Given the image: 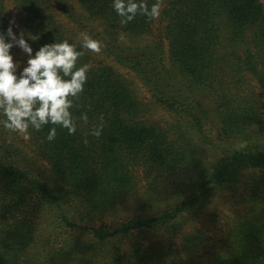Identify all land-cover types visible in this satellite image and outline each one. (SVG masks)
I'll return each instance as SVG.
<instances>
[{"label":"trees","instance_id":"trees-1","mask_svg":"<svg viewBox=\"0 0 264 264\" xmlns=\"http://www.w3.org/2000/svg\"><path fill=\"white\" fill-rule=\"evenodd\" d=\"M10 1L12 10L0 0V28L15 17L38 36L29 41L34 51L87 30L103 43L97 53L132 70L187 130L178 131L181 142L171 138L118 67L84 49L79 63L92 68L74 112L87 111L88 125L78 122L75 134L58 127L51 143L47 125L13 143L0 130V264H264L262 0H161L158 18L137 14L127 24L112 0H76L80 13L72 0ZM152 35L159 42L150 47L122 41ZM18 49L14 59L18 52L26 61ZM202 92L214 110L201 103ZM101 113L102 135L85 144ZM193 134L212 157L200 158ZM233 139L241 141L225 145ZM40 158L51 168L36 167ZM173 175L187 181L174 187ZM145 180L152 192L141 198ZM219 200L233 213L227 235L207 246L201 228L185 234ZM117 209L123 218L109 220Z\"/></svg>","mask_w":264,"mask_h":264},{"label":"clouds","instance_id":"clouds-1","mask_svg":"<svg viewBox=\"0 0 264 264\" xmlns=\"http://www.w3.org/2000/svg\"><path fill=\"white\" fill-rule=\"evenodd\" d=\"M111 6L120 17V23L127 24L137 14L150 20L158 18L162 4L161 0L151 5L148 0H112ZM37 39V35L21 28L15 17L6 28H0V130L6 133L8 143H13L14 136L22 135L27 139L30 129L39 132L46 125L49 127L44 139L51 143L57 138L58 127L75 134L78 122L89 124L87 111H81L78 116L74 112L81 107L78 102L92 68L91 63H79V58L84 55V49L100 52L102 41L82 30L71 41L55 38L54 42L44 43L34 51L29 41ZM14 47L26 55V61L14 59L11 51ZM104 125L101 113L84 133L83 142L88 143V135L100 137ZM35 164L51 168L47 158L37 159ZM123 216L117 209L108 219L119 222Z\"/></svg>","mask_w":264,"mask_h":264},{"label":"rangeland","instance_id":"rangeland-1","mask_svg":"<svg viewBox=\"0 0 264 264\" xmlns=\"http://www.w3.org/2000/svg\"><path fill=\"white\" fill-rule=\"evenodd\" d=\"M73 1V5L76 8V10H78V12H82L80 10V8H78V6L76 5V0H72ZM262 2L264 3V0H262ZM6 3L10 6V9H14L12 2L10 0H6ZM13 13V12H12ZM65 18V17H63ZM67 22V21H66ZM124 42L125 45H138L141 47H150V46H154L156 43L159 42V40H157V37H154V35L152 36H146V37H140V38H131L128 36H125V38H123L122 40ZM164 47H165V61L166 64L169 65V54H168V41L165 39L164 40ZM17 48V47H16ZM19 50V49H18ZM94 56L99 57L113 65H115L116 67H118V69L120 70V72L122 74H124L133 84V87L136 89V93L139 97V99L145 104V106L148 107L147 109V117L152 121V122H156V123H160L163 127H165L167 130L171 131V138L175 139V140H179L180 142L181 140V136H179L178 131L181 133L185 132L187 129L185 127V125L183 123H180V121L178 120V118H176L173 114L167 112L166 110H164L161 106H159L155 100L153 99L151 93L147 90V88L143 85L141 79L130 69L125 68V67H121L118 64H116L115 62H113L111 59L105 58L103 55L101 56V54L97 53V52H93ZM16 57L18 60H21V58L18 55V52H16ZM23 67V65H22ZM251 86L255 89H257V85L255 81H251ZM258 91V89H257ZM198 98L201 99V103L208 108L209 110H214L215 106H214V100L212 98V95L202 92V94H199ZM261 132V136L264 138V127L260 130ZM212 139L215 140L217 139L216 136V132L215 131H209ZM190 138L192 139V143H195L197 145V152L198 154H200V158L201 159H206L205 156H207L208 154H211L212 157V153H215V151H203V148H206L205 144L202 142V140H200L199 138L196 137V135H192L190 136ZM178 141V145H180V142ZM241 140L239 139H233L232 141H226L225 145L227 146H231V143H235V142H240ZM241 144V143H240ZM210 148V147H209ZM213 159V158H212ZM209 160H211V158L209 157ZM159 181H161L162 179H158ZM169 184H171L172 186L175 187L176 183L180 182V181H187L186 178H184L182 175L180 177L177 176H172L170 177ZM164 185H168L167 182H163ZM147 184H149L148 180H145L144 182L141 183V198H145L146 195L148 194V192H152L151 187L147 186ZM148 191V192H147ZM157 196L158 198L160 197H164L165 196V191L162 190L160 188V191L157 192ZM233 215V213L231 212V205H230V201H222L219 200L217 206L211 210L210 212L208 211V213H206V215L203 217V219H201L200 221L195 222L194 225L190 226L189 228H187L186 233H188L189 231L192 233H195L196 231H199L200 228L204 231V235L206 237V245H214L217 243V241L220 240V238H224L229 229H230V225H231V220L230 217ZM201 231V230H200ZM183 237L181 236L179 239V243H183Z\"/></svg>","mask_w":264,"mask_h":264}]
</instances>
